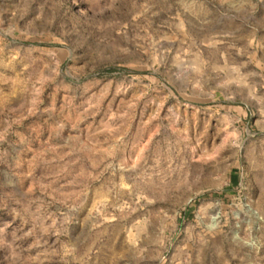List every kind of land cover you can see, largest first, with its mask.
I'll use <instances>...</instances> for the list:
<instances>
[{"label":"rangeland","instance_id":"obj_1","mask_svg":"<svg viewBox=\"0 0 264 264\" xmlns=\"http://www.w3.org/2000/svg\"><path fill=\"white\" fill-rule=\"evenodd\" d=\"M0 264H264V0H0Z\"/></svg>","mask_w":264,"mask_h":264}]
</instances>
